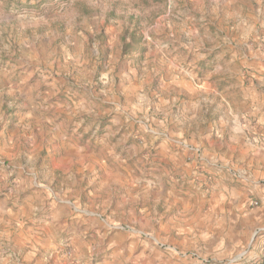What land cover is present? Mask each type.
I'll list each match as a JSON object with an SVG mask.
<instances>
[{
	"label": "rangeland",
	"instance_id": "374dc122",
	"mask_svg": "<svg viewBox=\"0 0 264 264\" xmlns=\"http://www.w3.org/2000/svg\"><path fill=\"white\" fill-rule=\"evenodd\" d=\"M262 54L264 0H0V204L15 214H0V264H95L94 233L79 247L67 231L82 212L118 222L145 209L148 235L134 240L164 237L152 191L173 173L158 161L168 138L183 155L174 180L209 191L214 171L242 176L222 122L262 94ZM52 210L59 226L34 222ZM248 255L236 259L259 262Z\"/></svg>",
	"mask_w": 264,
	"mask_h": 264
},
{
	"label": "crops",
	"instance_id": "0c3cea01",
	"mask_svg": "<svg viewBox=\"0 0 264 264\" xmlns=\"http://www.w3.org/2000/svg\"><path fill=\"white\" fill-rule=\"evenodd\" d=\"M262 61L264 66V54ZM258 86L262 94L251 98L249 101L252 103L247 105L243 113L236 116L230 111L231 121L222 122L226 131V148L231 152L237 151L244 157L243 167H240L244 169L242 176L233 175L232 178H236L234 181L212 169L215 177L211 178L213 184L209 191L200 189V178L197 179L196 176L193 179H197V186L193 181L191 184L189 181L184 182L183 178L174 180L177 174L184 175L179 172V167L183 164V155L179 153L181 142L169 139L168 134L160 133L159 135L168 138L166 141L169 143L160 148L161 157L158 161L168 165L173 173L172 177L168 172L163 174L164 178L160 176L157 181L160 189L152 191L154 196H160L155 202L162 204L160 208L163 209V216L153 219V222L157 224L159 234L163 233L165 236H158L157 240L151 236L146 241L134 240L138 236L145 238L148 235L152 218L151 213L145 209H129L126 211V221L118 222L102 218L98 214L97 218L91 219L92 214L82 212V216L86 218L82 219L84 225L79 229L72 226L67 228L73 235L71 239L74 245L85 246L82 240L86 237L85 233L93 232L96 239L92 246L95 264H243L236 259L243 248L249 252L248 261L245 262L254 260L256 263L264 259V232L255 241L251 238L258 227L257 223L264 217V77L260 79ZM222 160L226 162L225 159ZM185 171L188 174V169ZM149 186L148 183L147 187ZM147 191L145 189L142 192ZM250 199L258 200L260 206L249 208ZM68 204L65 202L64 205ZM179 205L186 211L184 216L179 213ZM170 208L176 209V212L167 213ZM10 209L6 202L0 204V214H5V210H8L9 215L15 216ZM55 210L47 215L51 218L50 221L36 219L34 222L43 221L44 224L59 226L61 213H56ZM48 242L51 243L50 240L46 243ZM136 246L141 250L134 255L132 252ZM162 246L168 252L161 253L157 250V247ZM187 252L191 256L194 252L195 258L188 260ZM81 261L82 258L78 257L76 264H82Z\"/></svg>",
	"mask_w": 264,
	"mask_h": 264
},
{
	"label": "trees",
	"instance_id": "16d2710c",
	"mask_svg": "<svg viewBox=\"0 0 264 264\" xmlns=\"http://www.w3.org/2000/svg\"><path fill=\"white\" fill-rule=\"evenodd\" d=\"M154 1L155 2H161L162 0H154ZM131 39H132V43H133V40H135V34L134 33H133V35H131ZM140 41H141V37H138V43H139V45H140ZM131 50H133L131 43H128V44H126V45L123 46V52L124 53H128ZM257 264H264V259H261Z\"/></svg>",
	"mask_w": 264,
	"mask_h": 264
},
{
	"label": "built area",
	"instance_id": "2783aa9c",
	"mask_svg": "<svg viewBox=\"0 0 264 264\" xmlns=\"http://www.w3.org/2000/svg\"><path fill=\"white\" fill-rule=\"evenodd\" d=\"M255 205H257V203H255ZM65 257L70 261L72 258V251L70 248H67L65 251ZM68 264H72L71 262Z\"/></svg>",
	"mask_w": 264,
	"mask_h": 264
}]
</instances>
